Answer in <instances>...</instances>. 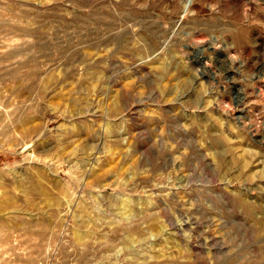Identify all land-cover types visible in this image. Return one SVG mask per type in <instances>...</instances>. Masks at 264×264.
Returning <instances> with one entry per match:
<instances>
[{"label": "rangeland", "instance_id": "rangeland-1", "mask_svg": "<svg viewBox=\"0 0 264 264\" xmlns=\"http://www.w3.org/2000/svg\"><path fill=\"white\" fill-rule=\"evenodd\" d=\"M0 264H264V0H0Z\"/></svg>", "mask_w": 264, "mask_h": 264}, {"label": "bare ground", "instance_id": "bare-ground-1", "mask_svg": "<svg viewBox=\"0 0 264 264\" xmlns=\"http://www.w3.org/2000/svg\"><path fill=\"white\" fill-rule=\"evenodd\" d=\"M191 2H192V0H186V6H189L191 4Z\"/></svg>", "mask_w": 264, "mask_h": 264}]
</instances>
